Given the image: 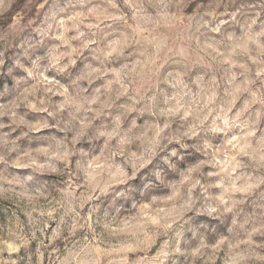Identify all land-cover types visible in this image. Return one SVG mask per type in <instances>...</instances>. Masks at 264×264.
<instances>
[{
    "label": "rangeland",
    "instance_id": "1",
    "mask_svg": "<svg viewBox=\"0 0 264 264\" xmlns=\"http://www.w3.org/2000/svg\"><path fill=\"white\" fill-rule=\"evenodd\" d=\"M0 264H264V0H0Z\"/></svg>",
    "mask_w": 264,
    "mask_h": 264
}]
</instances>
